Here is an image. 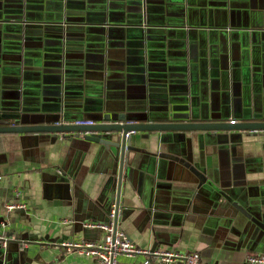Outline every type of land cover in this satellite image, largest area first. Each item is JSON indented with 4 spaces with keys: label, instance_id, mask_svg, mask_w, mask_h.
Returning a JSON list of instances; mask_svg holds the SVG:
<instances>
[{
    "label": "crops",
    "instance_id": "obj_1",
    "mask_svg": "<svg viewBox=\"0 0 264 264\" xmlns=\"http://www.w3.org/2000/svg\"><path fill=\"white\" fill-rule=\"evenodd\" d=\"M0 111L41 124L107 112L264 121V0H0ZM21 135H4L0 264H98L60 242L103 237L83 223L108 220L112 154L85 133ZM132 143L119 225L139 247L195 251L203 264L264 254V131H141ZM16 200L27 208L8 211Z\"/></svg>",
    "mask_w": 264,
    "mask_h": 264
},
{
    "label": "water",
    "instance_id": "obj_2",
    "mask_svg": "<svg viewBox=\"0 0 264 264\" xmlns=\"http://www.w3.org/2000/svg\"><path fill=\"white\" fill-rule=\"evenodd\" d=\"M68 51V50H67ZM74 52H65L64 59L66 58H80L75 56ZM80 55V54H79ZM175 110L184 108V105H174ZM59 117L56 121H58ZM93 120H96L95 124L92 125H56L54 124H41V123H30L25 121L22 114L19 112H2L0 111V160L2 159V153H4L5 143L4 135H9V141L11 143L15 140V135L22 134L20 138L27 135L38 134L40 132H47L54 134L53 139H57L60 133L76 132L74 135L78 136L77 132H112L121 134L114 139H105L87 134L86 139L98 142L105 145L109 149L115 160L116 172L110 177L108 184H116L117 195L115 196L114 187H112L110 194L108 195V206L109 212L113 204H116L117 211L122 208L121 194L119 185L122 184V169L124 167L125 156L129 155L130 151L136 150L137 147L132 143L133 132L141 131H166V130H262L264 131V121H243L239 123H223V122H182L175 121L173 119L164 121H146L147 117L143 120L135 121L134 117L128 113H99L96 114ZM142 119V118H141ZM55 121V122H56ZM131 132L128 136L127 133ZM118 174V175H117ZM111 187V186H110ZM129 210V209H128ZM52 240V239H50Z\"/></svg>",
    "mask_w": 264,
    "mask_h": 264
},
{
    "label": "built area",
    "instance_id": "obj_3",
    "mask_svg": "<svg viewBox=\"0 0 264 264\" xmlns=\"http://www.w3.org/2000/svg\"><path fill=\"white\" fill-rule=\"evenodd\" d=\"M231 122L235 123L236 120L232 119ZM95 123L96 121L93 119L82 118L69 120L63 116L55 122L56 125H92ZM68 133L73 135L76 132ZM77 133L89 134L90 132L85 131ZM130 133L131 132H128L127 136ZM59 173H61V171ZM21 195V190L17 189L16 196L20 198ZM17 208L26 209L27 204L21 200H16L7 205L8 211ZM69 221L72 220L68 218L63 219L64 223ZM7 225V222H2L0 228L5 229ZM83 226L102 230L103 237L99 240H65L60 242V245L68 252H75L81 256L94 258L98 264H123L119 260L120 256H137L140 254H152L154 256V259L146 261L145 264H203L200 254L195 251L187 252L173 248L150 251L149 249L139 247L119 225V212L117 211L116 204L112 205L108 220L86 221L83 223ZM6 242V233L4 230L0 229V243L6 245ZM246 261L249 264H264V254L249 253L246 256ZM49 264H58V262L53 261Z\"/></svg>",
    "mask_w": 264,
    "mask_h": 264
},
{
    "label": "flooded vegetation",
    "instance_id": "obj_4",
    "mask_svg": "<svg viewBox=\"0 0 264 264\" xmlns=\"http://www.w3.org/2000/svg\"><path fill=\"white\" fill-rule=\"evenodd\" d=\"M236 123V122H235Z\"/></svg>",
    "mask_w": 264,
    "mask_h": 264
}]
</instances>
